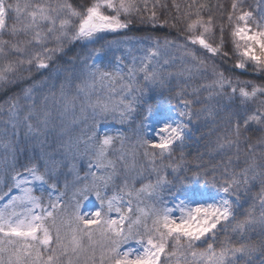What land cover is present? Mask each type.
Masks as SVG:
<instances>
[{"label":"snow or ice","instance_id":"1","mask_svg":"<svg viewBox=\"0 0 264 264\" xmlns=\"http://www.w3.org/2000/svg\"><path fill=\"white\" fill-rule=\"evenodd\" d=\"M173 6L179 12L180 6L175 3ZM193 7L195 12L184 14L190 21L184 29L189 33L185 37L187 43L175 44L165 39L164 45L174 46L180 53L183 66L176 76L188 82L206 78L208 74L212 79L191 87L190 91L186 83L177 92L180 99L176 117L168 112L161 113L157 138L140 137L138 143L143 149L144 164L138 165L136 152L124 150L123 137L119 134H105L98 139L93 131L87 139L78 137L73 141L69 138L66 151L78 150L79 145L84 144L85 151L93 153L89 168L97 170L90 173L91 183H85L74 193L79 199L69 214L61 207L59 196L55 201L52 199L56 184H50L49 180L57 163L53 156L42 151L43 172L41 165L31 160L23 165V172L16 170V145L20 143L21 131L26 141L35 139L43 149L54 119L53 109L61 119L71 113L75 122L77 99H80L79 118L87 120L90 112L94 127L97 117H118L124 122L138 106L143 108L144 120H148L154 111L152 105L143 101L145 93L139 86L138 74H143L146 83L163 86L166 79L162 76L163 66L171 61L164 59L163 65L155 66L160 56L157 41V47L147 52L139 66L134 61L126 73L123 68L109 70L94 61L73 84L74 78L68 69L54 67L66 54V45L95 44L104 34L127 28L129 21L124 17L140 11L136 0H90L83 6L69 0H56L55 3L52 0H15L14 3L0 0V83L24 72L29 74V79L33 71L41 76L48 73L44 80L34 82L20 95L0 104V150L4 152L0 163L12 169L9 192L12 188L19 191L18 195L0 203V264H254L257 254L262 257L260 264H264V136L255 143L247 138L241 140L242 128L247 130L256 125L264 133V83L233 78L215 63L217 57L227 58L232 54L237 57L235 68L247 70L252 65L254 71L264 73V17L256 19L252 11L240 8L239 0H233L232 12L227 17L232 36L230 52L224 50L223 25L220 26V40L214 42L212 39L216 24L211 15L205 18L202 14L209 6L193 0L188 8ZM144 8H148L147 0H144ZM193 15L195 19H191ZM155 18L153 10L151 19ZM5 35L9 38L5 39ZM114 43L101 44L99 49L93 50L94 55H99L105 47L111 48ZM198 51L204 52L206 57L197 55ZM120 59L117 57L118 61ZM61 72L67 75L57 85ZM172 75L167 73L168 78ZM117 84L123 95L115 101L112 94L116 93ZM73 86L76 96L69 100L66 89ZM41 88H47V93L38 101L36 92ZM104 90L109 93L107 97L100 94ZM202 90L207 93L206 101L217 97L227 98L230 103L239 101L227 117L230 130L226 129L217 138L216 150L233 153L227 157L228 165H232L233 160L238 164L241 151L244 153V167L239 170L224 167L222 183L218 185L222 195L218 201L211 198L212 202L204 199L205 191L194 186L201 176H205V185L209 183L206 172H193L191 187L186 183L190 178L179 175L173 176L176 180L173 184L165 169L171 168L173 174H178L182 165L163 163L166 157L171 161L176 148L183 147L189 127L185 121H192L193 105L203 102ZM207 111L211 114L212 110ZM141 128L146 126L142 123ZM117 140L120 148L115 151L119 154L109 159ZM89 141L97 143L90 145ZM157 158L160 165H157ZM180 159L183 160L182 155ZM117 181L123 195L114 193L108 197L106 190L115 187ZM256 181L260 183V191L238 219L242 191L250 192ZM136 183H140L139 188ZM211 183L217 186L215 176ZM166 187L171 192V206L160 196ZM37 190L41 195L35 194ZM45 190L49 191L47 204L43 197ZM177 193L184 198L180 199ZM5 195L7 193L0 194V201ZM90 195L100 201V208L91 214L81 213L79 201ZM142 197L155 198V202L141 207ZM134 201L137 202L135 209ZM113 211L116 217L111 215ZM257 230L261 238L258 244L252 242V234ZM221 231L225 236L218 241ZM229 232L238 242H234ZM199 244L205 247L199 248Z\"/></svg>","mask_w":264,"mask_h":264},{"label":"trees","instance_id":"2","mask_svg":"<svg viewBox=\"0 0 264 264\" xmlns=\"http://www.w3.org/2000/svg\"><path fill=\"white\" fill-rule=\"evenodd\" d=\"M9 3H14L15 0H8ZM23 2V0H21ZM53 3L56 0H52ZM62 2V0H61ZM77 6H83L90 2V0H69ZM193 0H147L148 8H144V0H136L137 5L140 8L139 12L133 11L127 17H124L128 23V27L124 30H120L116 33H107L103 35V39L93 44L88 42H76L73 44L66 45V54L63 55L54 65L61 69H68L73 75V84L78 82L76 78L81 77V74L87 71V65L95 63L100 64L106 69H115L117 67L123 68L124 72H127L128 67L132 66L135 61L136 65L139 66L141 59L151 49L157 47V41H159L160 56L156 58L155 66L159 67L163 65L164 59H170L169 65L163 66L162 76H164L165 83L163 86L156 84L146 83L143 80V74H138L139 86L144 91L143 101L146 104H150L153 107V111L160 109L168 104L178 105L179 97L177 92L181 91V88L187 83L189 85L187 91L191 90V87L198 86L206 81L212 79L211 75L208 74L206 78H197L191 82L186 81L183 77H178L175 74L180 71L183 66L180 60L179 51L173 47H165V39L175 42V44H186L185 37L189 34L184 31L185 25L190 22L185 17V13L192 11L195 12V7L192 9L188 8ZM178 4L179 12L173 6ZM196 4H206L209 7L203 11L205 18L208 15L213 17L214 23L216 24V34L212 38L214 42H218L221 38L220 26L223 25V39L225 41V49L231 52L232 49V36H231V25L227 19L229 13L232 12L231 5L233 0H195ZM240 8L244 11H252L254 17H260L259 13L264 8V0H239ZM155 5V8H153ZM156 12L155 20L151 19L152 11ZM239 11V10H238ZM191 19H195L193 15ZM165 21L167 23H165ZM12 21L9 20V24ZM175 24V27L172 25ZM5 39L9 37L5 35ZM108 41H114L111 48L105 47L99 55H94L93 50L99 49L101 44H106ZM51 46V45H49ZM188 47L192 45L188 44ZM197 55L205 56L206 54L202 51H198ZM117 57L121 58L120 61ZM175 57V59H172ZM14 58V57H9ZM97 58V60H95ZM122 61V62H121ZM237 61L235 55L230 54L227 58L217 57L215 63L219 67L225 70L227 75L233 78L238 77L240 80H250L257 84L264 83V73L261 72H249L240 70L234 67ZM190 63V61H188ZM173 73L168 78L167 73ZM48 73L41 76L39 73L33 71L31 73V79L27 72L18 74L16 77H9L8 82L0 83V104H2L9 97L17 96L22 93L25 88H28L34 82L44 80ZM67 73L61 72L57 78V85L62 82ZM68 98L71 100L76 96V89L73 86L71 89H66ZM47 93V88L38 89L36 92L37 100L39 101L43 94ZM101 96L107 97L109 95L107 90L102 91ZM57 95H59L57 91ZM123 93L120 92L119 84L116 85V93L112 94V99L118 101ZM207 95L205 91H201L202 103L193 105V118L189 123L188 134L182 148H176L171 157L165 158L163 163L165 165L170 162L179 163L182 165L181 171L178 174H173L171 168H166L165 173L168 175V179L173 184L176 180L173 179L174 175L181 177H189V181L186 183L191 187L192 173L196 171L206 172L207 180L209 183L205 185V176H201L198 182L194 185L196 188H205L209 192L219 191L218 185L222 183V172L225 166L235 167L237 170L244 167V153L241 151L240 161L237 164L233 160L232 165L227 164V157L232 155L231 151L219 152L216 150L217 138L221 136L225 130H230L228 123V115L231 111L235 110L239 101L230 103L227 98H213L211 101L204 100ZM192 98V97H188ZM95 99V96L93 97ZM256 103H259L257 101ZM254 106V105H253ZM211 108V114L207 109ZM202 109H204L202 111ZM75 115L77 119L73 122L72 114L70 113L67 117L61 119L59 114L53 109V123L50 125V131L47 137V141L43 146L40 143L33 140H25L23 137V130L21 131L20 143L17 147V163L16 170L23 171V165L32 162L41 165V172L44 171L43 161L40 159L42 151L54 157L56 163V171L49 183L56 184V192L60 195L61 207L64 209H74L78 197L74 196V193L78 188L82 187L85 183H91L92 176L91 172H96V168H89V161L92 158L93 153L91 151H85L84 144L79 145V149L75 148L72 151H66L65 145L69 138L75 141L78 137L87 139L89 135L95 131L97 138H102L105 134L117 136L118 134L123 137L124 150L128 153H137V163L144 164V158L142 156L143 149L139 146V139L141 136L146 135L145 128H141V124L145 122L143 108L138 106L137 111L132 113L130 117L126 118L124 122H121L118 117L113 118L109 116L107 119L96 118L95 127L94 121L91 117V113H88V119H80V99L76 100ZM145 125V124H144ZM103 127H107L106 130H102ZM108 127H112L109 129ZM147 136V135H146ZM264 136V133L257 129L256 125H252L247 130L241 129V140L245 138L251 143H255L258 138ZM97 141H89V144H95ZM244 145L241 144L243 149ZM120 148V141L117 140L114 146V150L110 151L109 159H114L119 153L115 149ZM22 149V151H21ZM4 155L3 150H0V157ZM181 155L183 160L180 159ZM47 158V157H46ZM10 163V161H9ZM161 161L157 158V165H160ZM7 168V171L4 169ZM12 169L8 168L6 164L0 163V194L7 193L9 186L12 181L10 176ZM99 174V173H98ZM147 175V173H145ZM216 177L217 186L211 183L212 177ZM153 180L154 176L151 177ZM120 182H116L115 187H110L106 190V195H123L119 192ZM67 185V187H65ZM136 188L140 187V183H136ZM47 189V188H46ZM48 191V190H46ZM175 189H172L174 192ZM260 191V183L256 181L254 186H251V191L244 193L242 191L240 205L238 209L237 218H242V214L246 208L253 201V197ZM179 194V193H177ZM92 196V195H90ZM89 196V197H90ZM160 196L165 202L171 198V192L166 187L164 188ZM127 199V197H125ZM85 200L80 199V206L84 204ZM155 202V198L142 197L140 202L141 207L149 206ZM137 202H133V208L135 209ZM126 207V205H125ZM234 242H238V238L232 235ZM225 233L221 231L218 234V241L223 240ZM259 230L252 234V242H260ZM199 248L205 247L203 244L198 245ZM262 257L257 254L255 257L254 264H260Z\"/></svg>","mask_w":264,"mask_h":264},{"label":"rangeland","instance_id":"3","mask_svg":"<svg viewBox=\"0 0 264 264\" xmlns=\"http://www.w3.org/2000/svg\"><path fill=\"white\" fill-rule=\"evenodd\" d=\"M260 17H255L256 19H260L261 17H264V8L260 11L259 13ZM124 30V29H122ZM95 60H97V58H95ZM241 70V69H240ZM244 71H249V72H256L254 71V68L252 65H249L247 70ZM178 105H172V104H168L166 106L161 107L160 109L156 110L154 112V115L151 116L148 120H145L144 124L146 126L145 128V132L148 138L150 139H156L157 138V129L160 126L159 125V119H160V114L164 113V112H168L172 117H176V107ZM170 110V111H169ZM107 127H103L102 130H106ZM109 129H111L112 127H108ZM188 130H187V136L188 137ZM23 172V171H21ZM45 188H47V186H45ZM201 190L205 191L206 196L204 197V199H206L208 202H212L211 198H215V200H219L220 196L222 195V193H220L219 191L216 192H209L207 191L205 188H201ZM19 191L15 188H12L11 192H7V195H5L4 200L0 201V203H5L7 201L8 198H10V196L12 195H18ZM36 195H41L40 191H36L35 192ZM178 197L180 199H183L184 197L181 194H177ZM48 196H49V191H44L43 193V197H44V201L45 204L48 203ZM60 197V195L56 192V190L54 192H52V199L53 201L56 200V197ZM108 197H111L112 195H107ZM199 199V198H198ZM62 198H60V203H61ZM169 206H171V198L168 200ZM98 208H100V201H98L95 197V195H92L90 197H88V199L85 200L84 204H82L79 207V211L81 213H87V214H91L92 212L96 211ZM69 214H71L73 212L72 209L68 208L65 209ZM105 212H107V209H104ZM111 215L113 217L117 216V213L115 211H113L111 213Z\"/></svg>","mask_w":264,"mask_h":264}]
</instances>
